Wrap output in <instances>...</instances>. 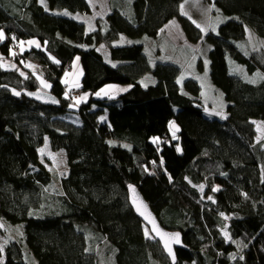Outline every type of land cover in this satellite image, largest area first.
Wrapping results in <instances>:
<instances>
[{"label":"trees","instance_id":"16d2710c","mask_svg":"<svg viewBox=\"0 0 264 264\" xmlns=\"http://www.w3.org/2000/svg\"><path fill=\"white\" fill-rule=\"evenodd\" d=\"M207 1L211 16L264 38V0ZM169 2L112 4L88 31L77 19L90 12L85 0H0V220L24 232L23 242L8 237L4 264H170L129 206V185L161 226L183 235L188 250L176 251V264H264V142L254 124H264V77L252 83L231 75L227 59L250 76H264V62L245 56L234 40L205 36L204 70L227 104L223 120L207 118L203 84L181 64L152 65L144 53L170 21ZM181 20L187 41L198 44L202 31ZM29 40L38 46L25 51ZM75 58L82 68L77 107L61 83ZM28 60L44 71L59 108L17 101L4 90H40L25 70ZM110 85L130 89L97 97ZM72 114L76 125L62 119ZM46 140L65 155L64 177L40 163Z\"/></svg>","mask_w":264,"mask_h":264},{"label":"rangeland","instance_id":"374dc122","mask_svg":"<svg viewBox=\"0 0 264 264\" xmlns=\"http://www.w3.org/2000/svg\"><path fill=\"white\" fill-rule=\"evenodd\" d=\"M89 7V14L78 15L77 19L83 24L86 25L88 31L96 30L100 26L102 20H105L107 16L111 14V5L112 4H123L126 6L127 3L132 4L133 0H85ZM207 0H170L169 9H170V18L169 22L161 30L163 35L161 38L155 40H147L146 48L144 53L149 58L152 65H156L157 62L160 63H171L176 66L181 64V68L185 73L195 78L199 83L203 84V94L204 98L201 99V104L203 105L204 115L213 120H223L225 115V106L227 105L223 93H220L212 83H209V68L206 72L204 68L208 65L207 56L211 45H208L207 42L204 43V38L209 33L219 35V37L234 40L238 43V49L245 56H253L255 61L260 65L264 62V38H259L254 34L253 31L243 26L239 25L236 20L230 18H223L221 16L214 17L211 16L212 8L210 3ZM59 13V12H58ZM63 15L72 16L69 12H62ZM187 17L194 21L198 29L202 31L203 38L198 44H192L186 39V35L181 29V18ZM199 25V27H198ZM129 40V39H128ZM31 40L27 41L26 44H23V48L30 49L31 47L36 48L37 42L29 43ZM122 41V40H120ZM120 41H117L115 44L120 46ZM115 45V46H116ZM22 48V49H23ZM101 54L105 53L106 55L107 48L105 45L101 44ZM108 53V52H107ZM107 58V55H106ZM258 60H260L258 62ZM111 66L116 65L112 63L110 59L107 60ZM229 61V71L231 75H237L245 79V75L248 81L252 83L255 81L259 83L263 79V74L260 70L254 73L253 76H250L244 70V67L238 65L234 60L230 58ZM25 70L30 71L35 79L38 81V85L41 91H49L50 83L44 79V71L41 69L40 65L36 62L28 60L25 64ZM82 68L80 67V59L75 58L67 66V71L64 73L61 78V83L66 85V89L69 91L65 97L71 95V92H74V99L77 98L78 93H76V88L80 85ZM130 87H122L117 85H110L103 88L101 92L97 94V97L115 99L120 95H123L126 90ZM77 99H80L78 96ZM74 100L72 103L75 107L78 106V100ZM106 115V114H105ZM105 115L102 116V122H105ZM71 124H78V118L76 115H68L65 118H62ZM258 141L264 142V124L262 122H254ZM40 163L47 167L52 174L57 177H64L67 174L68 167L66 165L65 155L61 152L53 153L49 149V144L47 140L44 142V146L39 152ZM199 191L203 192L202 186L198 188ZM228 227V224L226 228ZM149 232V231H148ZM223 237L226 242H230V235L227 233V230L222 231ZM148 236V235H147ZM21 240L24 241V232L22 226L11 225L8 222L0 220V264L5 263V248L8 245L7 239ZM150 237V235H149Z\"/></svg>","mask_w":264,"mask_h":264},{"label":"water","instance_id":"95a60500","mask_svg":"<svg viewBox=\"0 0 264 264\" xmlns=\"http://www.w3.org/2000/svg\"><path fill=\"white\" fill-rule=\"evenodd\" d=\"M11 93L15 100L24 98L27 101L36 103L46 108H59L60 102L51 93L44 91H26V90H15L11 87H4ZM171 130L176 134H181V129L176 124L170 125ZM128 204L131 206L134 215L147 227L149 234L155 241L159 243L163 254L169 259L170 264L177 263L176 251L177 250H188L183 245V235L179 231L170 232L165 227L161 226V223L150 206L145 201L144 197L134 185L127 187ZM139 209V210H138ZM143 213V214H141ZM147 217V218H146Z\"/></svg>","mask_w":264,"mask_h":264},{"label":"bare ground","instance_id":"6f19581e","mask_svg":"<svg viewBox=\"0 0 264 264\" xmlns=\"http://www.w3.org/2000/svg\"><path fill=\"white\" fill-rule=\"evenodd\" d=\"M188 19H190V18H188ZM192 22H193V20H192ZM193 24L195 25V23H194V22H193ZM195 26H196V25H195ZM196 27H197V26H196ZM105 87H106V86H104L103 88H105ZM67 90H68V89H67ZM68 91H69V90H68ZM128 91H129V89H128V90H126V91H125V93H126V92H128ZM73 93H74V92H71V95H70V97H69V96H67V98H71V97H73V99H74V95H73ZM76 93H78V91H77V90H76ZM125 93H124V94H125ZM78 96H80V93H78ZM78 96H77V98H78ZM77 98H76V99H77ZM167 230H168V229H167ZM169 231H170V230H169ZM170 232H175V231H170ZM149 235H150V234H149ZM150 237H151V236H150ZM162 252H163V251H162Z\"/></svg>","mask_w":264,"mask_h":264},{"label":"snow or ice","instance_id":"6c2138e0","mask_svg":"<svg viewBox=\"0 0 264 264\" xmlns=\"http://www.w3.org/2000/svg\"><path fill=\"white\" fill-rule=\"evenodd\" d=\"M198 27H199V25H198ZM4 38V34H3V32H0V39H3ZM29 43H34V42H32V41H30ZM139 210V209H138ZM141 214H143V213H141ZM147 218V217H146Z\"/></svg>","mask_w":264,"mask_h":264}]
</instances>
